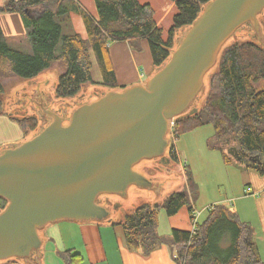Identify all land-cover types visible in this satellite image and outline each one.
Returning a JSON list of instances; mask_svg holds the SVG:
<instances>
[{
  "label": "trees",
  "instance_id": "16d2710c",
  "mask_svg": "<svg viewBox=\"0 0 264 264\" xmlns=\"http://www.w3.org/2000/svg\"><path fill=\"white\" fill-rule=\"evenodd\" d=\"M55 1L59 8L48 5ZM78 1L7 0L0 7V14L16 12L21 15L25 35L32 46V52L12 47L0 24V115L18 123L25 136L40 127L41 118L27 116L19 108L13 107L11 113L5 108L2 99L5 78L13 75L32 79L59 65L62 73L55 90L58 98L75 97L88 83L117 89L121 86L111 60V43L127 41L140 51L138 40L146 39L153 62L159 68L172 54L178 29L191 26L209 0H171L178 10L173 12L174 24L167 39L150 3L94 0L96 15H92ZM72 13L81 16L86 37L70 32L73 31ZM243 26L254 28L250 22L240 28ZM257 35L251 40L239 39L224 45L210 74L204 103L197 112L176 120L173 132L178 138L181 132L212 124L215 132L209 145L222 153L226 163L234 161L228 150L235 147L241 165L264 175V88L260 87L264 81V37ZM93 57L102 73L101 81L93 79ZM172 154L174 160H178V155ZM186 176L187 187L172 192L164 201L153 204L142 201L112 221L114 225L123 226L126 246L147 257L161 246L169 245L177 254L178 264H264L252 225L222 204L208 208L207 217L199 220L194 234L179 228H173L170 236L159 233L161 208L174 216L188 205L192 219L194 206L191 201H195L199 193L188 170ZM6 205L7 200L0 197V210ZM42 255L39 250L26 262L38 264ZM59 255L65 264H83L84 261L83 256L72 249L61 251Z\"/></svg>",
  "mask_w": 264,
  "mask_h": 264
},
{
  "label": "water",
  "instance_id": "95a60500",
  "mask_svg": "<svg viewBox=\"0 0 264 264\" xmlns=\"http://www.w3.org/2000/svg\"><path fill=\"white\" fill-rule=\"evenodd\" d=\"M263 10L264 0H209L161 67L80 101L67 123L44 105L40 91L33 96L52 119L32 137L0 146V197L7 200L0 210V260L32 258L50 223L111 220L103 195L126 197L132 185L160 193L159 181L134 166L165 156L173 122L191 108L243 24L264 37ZM228 153L240 160L235 147Z\"/></svg>",
  "mask_w": 264,
  "mask_h": 264
},
{
  "label": "rangeland",
  "instance_id": "374dc122",
  "mask_svg": "<svg viewBox=\"0 0 264 264\" xmlns=\"http://www.w3.org/2000/svg\"><path fill=\"white\" fill-rule=\"evenodd\" d=\"M142 4L150 3L155 11V17L159 25L164 30V37L167 39L169 36L170 28L174 24V15L173 13L175 10L177 11L178 8L174 6V3L171 0H140ZM69 2V0H62V3ZM78 3L81 7L86 8L92 15H96V3L94 0H80ZM53 7L59 8L57 1L50 2ZM72 25L73 31L70 32H77L86 37V30L82 18L77 13H72ZM64 17H67L68 14H63ZM260 24L262 26L261 33H264V10L263 13L259 16ZM188 27L180 28L176 34V43L173 48L175 49L179 40L182 39L184 34L186 33ZM255 34H257L254 28L250 26H243L238 31L235 32L227 43H231L234 40L239 39H246L251 40L254 38ZM7 37V36H6ZM258 37V35H257ZM260 37V35H259ZM9 44L18 49L25 52H32L31 43L26 35L23 38H12L9 40L7 38ZM139 45L141 46V50L137 52H148L149 55L151 54L149 42L146 39L138 40ZM133 51H136L134 47H132ZM172 50V52H173ZM152 57V56H151ZM153 60V59H152ZM214 71L212 68L205 76V87L201 95L193 102L191 108H189L185 113L184 117L188 114H192L191 111L194 109H198L199 106L201 107L204 103L203 98H205L206 94L209 90V79L210 74ZM62 73V68L59 65H56L50 69H47L40 75L32 78V79H22L17 76H9L3 80L4 85V95L2 99L5 104V108L11 113L13 110L12 108H19L22 112L25 111L22 109L23 105H27V112H24L25 115L33 116L37 115L39 118L43 115V117H47L48 122L52 119V117L46 114L43 111V105L40 101L34 100V103H31V97L28 95H32V97L39 98V91L41 92L42 102L45 106H51L55 111H59L62 107H64L63 113L68 115L64 116V120L68 122L69 116L71 114V110L75 104H78L80 101H90L93 97H96L100 91L106 89L105 86L97 85L93 83H88L83 86L80 93L71 98H58L56 96V86L57 81ZM92 76L95 81L102 80V73L100 68L97 64L96 59L93 57V68H92ZM260 87L264 88V81L261 82ZM29 97V99H28ZM34 99V98H33ZM59 109V110H58ZM195 113V112H194ZM182 117V116H181ZM41 125L37 130L29 132V138L36 134L40 129ZM214 127L212 124H205L195 127L194 129L181 132L176 137H171L172 143L175 144V149L177 151L178 160L175 161V164L169 167L164 165H160L159 159H144L137 165H135V169H141L143 173L150 176L153 180L159 181L160 184V193H154V191L145 189L142 193L145 194L142 198H139L138 195L142 188H136L137 186L132 185L128 189V195L126 197L111 194L110 196L115 199L116 201L111 203L110 208L112 210L111 217L118 219L120 216L127 214L132 207L136 206L140 202H149L153 203H160L166 199V197L175 192L177 190H181L187 187V176L186 170L192 174V178L194 179L195 183L198 187V197L195 201H191V205L197 211H201L200 221L204 220L208 215V208L215 205L216 203H222V201H218L223 198H231L233 201L229 203L231 206L236 205V200L234 195H232V188L231 183L233 184L236 178V175L233 179L234 172H232V168L230 169L227 166V163L224 162L222 153L219 150L212 149L209 145V141L212 139L214 135ZM169 137V134H168ZM170 149V146H169ZM159 166L161 171L157 168ZM160 177V178H159ZM161 179V180H160ZM233 181V182H232ZM244 183H240L237 180L236 184L233 186L234 192L238 188L243 187ZM154 193V194H153ZM142 195V194H141ZM153 196V197H152ZM102 201L104 196L101 197ZM142 199V200H141ZM230 199V200H231ZM229 202V201H228ZM251 206V205H250ZM249 206V207H250ZM188 205L184 206L180 212L176 215L179 218H183L184 216H188V220H186V224L184 220L178 219L176 222L180 225L188 226L190 222V230L192 229L193 221L189 219V212H188ZM165 211L164 208H161L159 214L162 215V212ZM253 217V226H256L257 223V216L254 213ZM159 224H160V215H159ZM118 229L124 231L122 225L116 226ZM189 230V229H188ZM264 258V256L262 257ZM20 261L21 259L11 258L10 260H0L1 264H5L8 261ZM264 261V259H263Z\"/></svg>",
  "mask_w": 264,
  "mask_h": 264
},
{
  "label": "crops",
  "instance_id": "0c3cea01",
  "mask_svg": "<svg viewBox=\"0 0 264 264\" xmlns=\"http://www.w3.org/2000/svg\"><path fill=\"white\" fill-rule=\"evenodd\" d=\"M6 1L7 0H0V7L4 6ZM0 24L5 36H7L9 40L12 38H23L26 34L25 25L19 13H1ZM142 53L143 52L133 51L127 41H115L111 43V60L117 81L121 87L131 78L138 80L144 79L156 68L152 60L153 58L151 57L152 55H149L146 51L143 55ZM26 138H29V136L24 135V131L18 123L12 121L6 115H0V146L5 147L10 143H20ZM227 166L230 169L232 168V172L235 173L233 179L236 175L234 183H231L230 186L233 191L232 195H234L237 202L235 206H231L229 205V203L233 201L231 198H223L218 201H222V205L228 207L232 212L237 213L243 221L252 225L255 241L263 257L264 175L255 170L247 169L235 158L232 163H227ZM237 180H239L241 184L244 183V185L242 189L240 187L236 190L237 192H234L233 186L236 184ZM248 188L251 189L249 193L247 192ZM140 190L141 192L138 195H140L139 198H142L145 196V194L142 193L145 189ZM110 200L116 201L112 197H110ZM254 213L258 218L255 224L256 226H253L252 220ZM159 215V233L162 235L170 236L173 228L190 230V222L188 226L184 227L176 222L178 219H182L186 224L188 216H184L183 218L177 217V214L170 216L166 210L162 212V215ZM189 219H191L190 212ZM113 220H115V218L105 221L83 222L63 220L46 225L40 230V236L43 241L41 247L43 255L41 262H38V264H65L59 253L66 249H72L80 253L84 258L83 264H178L175 260V254L172 248L166 244L153 251L147 257L139 252L130 250L125 244L123 229H118L116 226L119 224L114 225L112 223ZM33 258L34 256L32 259ZM5 264L28 263L25 260H12Z\"/></svg>",
  "mask_w": 264,
  "mask_h": 264
},
{
  "label": "flooded vegetation",
  "instance_id": "af4514ba",
  "mask_svg": "<svg viewBox=\"0 0 264 264\" xmlns=\"http://www.w3.org/2000/svg\"><path fill=\"white\" fill-rule=\"evenodd\" d=\"M29 97H31L30 99H31V103H34V97H32V95L31 96H29ZM29 97H28V99H29ZM23 107H25V112H27L28 110H27V105H23ZM43 108H45L44 106H42ZM60 109V110H59ZM58 110V112L60 113V114H63L64 116H66V115H68V114H66V113H63V109H64V107H62V109L61 108H59ZM43 111L46 113V114H48L44 109H43ZM49 115V114H48ZM51 116V115H50ZM40 118H41V120H40V122H41V126L42 127H44L45 125H47L49 122H48V119H47V117H43V115L42 116H40ZM64 123H67L66 121H64ZM158 159H159V163H160V165H164V166H166V167H169V166H172V165H174L175 164V160H174V157H173V154H172V152H171V150L169 149V147L167 148V150H166V153H165V156H163V157H158ZM157 168L159 169V170H157V171H161V170H163V169H161L159 166H157ZM104 196V199H103V201H102V203L103 204H107V206H109L110 207V205H111V203H112V200H110V195H103ZM103 196H101V197H103ZM114 202V201H113Z\"/></svg>",
  "mask_w": 264,
  "mask_h": 264
},
{
  "label": "built area",
  "instance_id": "2783aa9c",
  "mask_svg": "<svg viewBox=\"0 0 264 264\" xmlns=\"http://www.w3.org/2000/svg\"><path fill=\"white\" fill-rule=\"evenodd\" d=\"M174 123H175V121L173 122L172 127H171V130H170V132H169V138H170V150H171L172 153H176V154H177V151H176V149H175V144L172 143V141H171V137H173V138L175 137V138H176V136H175V134H174V132H173V126H174ZM173 146H174V149H173ZM250 190H251V189L248 188V189H247V192L249 193ZM200 216H201V211H197V210L194 208V210H193V215H192V221H193L192 229H191L192 234H194V233L196 232L197 228H198V223H199ZM175 257H177V254H175Z\"/></svg>",
  "mask_w": 264,
  "mask_h": 264
}]
</instances>
